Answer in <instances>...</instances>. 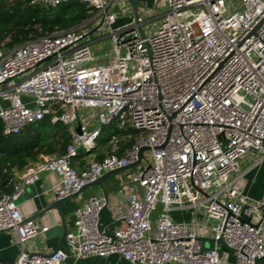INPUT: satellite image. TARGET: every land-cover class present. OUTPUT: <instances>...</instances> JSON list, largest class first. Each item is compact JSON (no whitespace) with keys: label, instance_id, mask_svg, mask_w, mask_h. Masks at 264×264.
Wrapping results in <instances>:
<instances>
[{"label":"built area","instance_id":"obj_1","mask_svg":"<svg viewBox=\"0 0 264 264\" xmlns=\"http://www.w3.org/2000/svg\"><path fill=\"white\" fill-rule=\"evenodd\" d=\"M75 2L93 12L80 26L0 48L3 134L48 119L66 126L69 137L64 154L28 165L0 196V232L12 231L22 246L48 230L16 203L41 173L55 176L58 201L132 165L115 174L112 197L93 196L75 209L65 238L75 260L228 264L230 254L231 264H264V190L252 197L245 187L264 162V0H163L149 33L140 17L116 25L109 0L33 3ZM94 33L108 40L111 55H93ZM100 140L106 147L97 160ZM250 154L256 157L243 169ZM105 208L109 227L100 223ZM175 212L191 219L177 221ZM198 238L213 243L202 250ZM67 258L61 249L21 250L15 264Z\"/></svg>","mask_w":264,"mask_h":264},{"label":"trees","instance_id":"obj_2","mask_svg":"<svg viewBox=\"0 0 264 264\" xmlns=\"http://www.w3.org/2000/svg\"><path fill=\"white\" fill-rule=\"evenodd\" d=\"M33 2L0 0V48L10 50L30 39L76 28L93 16L91 8L79 2L55 8ZM68 140L66 126L48 119L18 134H3L0 122V196L12 192L16 171L20 173L39 157L64 154ZM100 145L105 146L106 140Z\"/></svg>","mask_w":264,"mask_h":264},{"label":"crops","instance_id":"obj_3","mask_svg":"<svg viewBox=\"0 0 264 264\" xmlns=\"http://www.w3.org/2000/svg\"><path fill=\"white\" fill-rule=\"evenodd\" d=\"M142 7L139 9V17L145 20L146 22L155 21L158 15L160 14L159 5L163 0H138ZM115 10L117 14L116 25H122L130 22L133 19L132 12L128 5L124 3L123 0H116L114 5L111 7V11ZM101 141L99 142V150L95 153L96 159L100 160L103 156L100 149H104L105 146H101ZM49 155L39 157L36 161H41ZM254 154H250L242 160L241 166L245 169L254 159ZM35 163V162H33ZM264 163V162H263ZM32 164V163H31ZM30 165V164H29ZM261 166V165H260ZM255 169L251 170L246 176V182L248 176L252 174ZM24 169L15 175V180L19 179L22 175ZM109 178V177H108ZM108 178L102 182L103 189L107 192V196L112 197L114 190L116 189L114 185L108 181ZM255 176H252L250 181L254 184ZM55 180V176L50 173L43 172L40 174L39 180L33 185L27 186L24 189L22 196L16 201L17 205L20 208L22 215L26 218L35 216L39 214L42 210L46 209L53 199V193L51 191V185ZM252 184V185H253ZM250 186V189L247 188V192L252 197H257L261 193L262 189H257V191L251 192L254 190V185ZM95 190H91L90 193L84 194V191L77 196L65 201L61 206V211L65 219L67 232L71 231L73 228V214L75 209L82 206L86 200L93 196L102 195V191L97 186ZM90 188V187H89ZM87 188V189H89ZM86 189V190H87ZM85 190V191H86ZM264 190V189H263ZM172 217L177 221L188 222L191 219V214L189 212L185 213H173ZM35 223L41 227H48V230L45 233H40L39 235L27 239L23 242L22 246H19L14 243V234L12 231L0 232V264H15L19 252L22 250L26 253H36V254H47L57 247L61 235H62V226L60 218L55 210H49L42 216L34 218ZM100 223L102 227H109L111 224V212L108 208H105L100 214ZM61 250L64 251L68 258L66 264H128L125 260L120 258L117 255H111L105 258L101 257H88L84 259L75 260L72 257L71 249L67 246L66 242H63L61 245ZM228 264H231L233 258L229 254Z\"/></svg>","mask_w":264,"mask_h":264},{"label":"water","instance_id":"obj_4","mask_svg":"<svg viewBox=\"0 0 264 264\" xmlns=\"http://www.w3.org/2000/svg\"><path fill=\"white\" fill-rule=\"evenodd\" d=\"M116 0H109V4H108V7L107 9L115 2ZM124 3H126L128 5V7L130 8L131 12H132V15H133V20L135 22L138 21V18H139V14H138V11L139 9L142 7L141 3L138 1V0H123ZM101 24V21L99 23V25ZM140 30V33H142V30L139 28ZM94 31V30H93ZM92 31V32H93ZM76 132L77 133H80V126H77L76 127ZM133 166H129L128 168H123V169H118V170H114V171H111V172H108V173H105L103 174L100 178H98L96 181H94L93 183L91 184H88L87 186L83 187L79 192L78 194L82 193L83 191H85L87 188L91 187V186H97L101 189L102 191V195L104 198H107V192L103 189L102 187V182L107 179L109 176L111 175H115L119 172H122L126 169H129V168H132ZM78 194H75L69 198H66V199H63V200H58V201H52L51 204L44 210H42L39 214H36L35 216H32L30 217L29 219L30 220H34V218H37L39 216H42L43 214H45L47 211L49 210H55L60 218V221H61V226H62V235H61V238H60V241L57 245V247L55 248V251L57 250H60L61 249V245L63 242H65V238H66V235H67V227H66V223H65V219L63 217V214H62V211H61V206L62 204L69 200V199H72L73 197L77 196ZM200 244H201V248L202 250H205L209 247L210 244L213 243V240L211 239H208V238H198ZM218 244H221L223 245V242L221 239H219L217 241ZM218 255L221 256V251L219 250L218 251Z\"/></svg>","mask_w":264,"mask_h":264},{"label":"rangeland","instance_id":"obj_5","mask_svg":"<svg viewBox=\"0 0 264 264\" xmlns=\"http://www.w3.org/2000/svg\"><path fill=\"white\" fill-rule=\"evenodd\" d=\"M112 11H115V10H112ZM182 15L188 16V12H183ZM146 25H147V27H146L147 33L152 32L156 27L155 22H149ZM89 41L91 43L90 47H91V51H92L93 55L101 56L102 59H103L104 55H111L110 54L111 48H110L109 42L107 39H104V37H98V35L96 33H94V34L90 35ZM103 61H105V60H101V62H103ZM1 104L6 105L7 103L1 102ZM51 129H54V127H52ZM107 135H108V131L106 129H104L103 130L104 138L107 137ZM100 150H101V154H102L104 149L102 148ZM81 155H82V153H81ZM260 165L252 172V174H250L247 177L248 180H247V184L245 185L246 190H247V188L250 189V186L253 184V183H251L250 179L252 176H255L256 179H255V182L253 184L254 186L252 185L254 187V190H250V191L254 192V191H257V189L258 190L262 189V191H263V189H264V163H262ZM131 171H132V169H131ZM15 175H17V171L15 172ZM118 178L119 177L117 175H111L108 178V181L111 182L116 189L120 185V180ZM95 188L96 187H90L89 189L84 191V194H86V192L90 193L91 190H95Z\"/></svg>","mask_w":264,"mask_h":264}]
</instances>
